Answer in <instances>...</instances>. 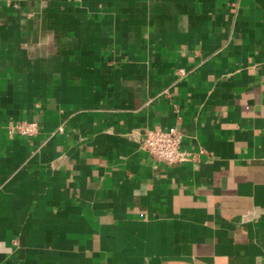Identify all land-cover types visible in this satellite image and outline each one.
I'll list each match as a JSON object with an SVG mask.
<instances>
[{"label": "crops", "instance_id": "0c3cea01", "mask_svg": "<svg viewBox=\"0 0 264 264\" xmlns=\"http://www.w3.org/2000/svg\"><path fill=\"white\" fill-rule=\"evenodd\" d=\"M0 264H264V0H0Z\"/></svg>", "mask_w": 264, "mask_h": 264}, {"label": "built area", "instance_id": "2783aa9c", "mask_svg": "<svg viewBox=\"0 0 264 264\" xmlns=\"http://www.w3.org/2000/svg\"><path fill=\"white\" fill-rule=\"evenodd\" d=\"M35 120L19 121L11 127V131L18 134L33 136L38 131ZM182 133L174 126L166 129L154 126L145 128L140 140V148L155 160L176 164L197 159L198 154L181 147Z\"/></svg>", "mask_w": 264, "mask_h": 264}]
</instances>
